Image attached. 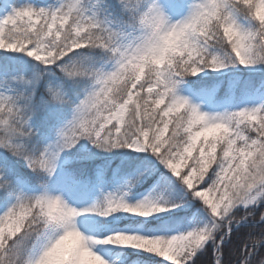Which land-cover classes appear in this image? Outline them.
Returning a JSON list of instances; mask_svg holds the SVG:
<instances>
[{
	"label": "snow or ice",
	"instance_id": "1",
	"mask_svg": "<svg viewBox=\"0 0 264 264\" xmlns=\"http://www.w3.org/2000/svg\"><path fill=\"white\" fill-rule=\"evenodd\" d=\"M0 51L28 58L0 62V264H107L94 249L109 245L120 264L126 249L149 264H264V102L210 113L178 94L205 70L264 66V0H26L0 17ZM56 106L70 116L53 152L35 139ZM81 139L146 154L122 187L160 165L184 195L70 206L49 185ZM180 202L203 226L168 230ZM117 212L132 215L96 218Z\"/></svg>",
	"mask_w": 264,
	"mask_h": 264
},
{
	"label": "rangeland",
	"instance_id": "2",
	"mask_svg": "<svg viewBox=\"0 0 264 264\" xmlns=\"http://www.w3.org/2000/svg\"><path fill=\"white\" fill-rule=\"evenodd\" d=\"M0 17L5 15L6 9L10 6V0H0ZM220 75H225L228 73V77H225L224 80V92L233 96V91L235 90V85L239 82L240 78L243 74L247 72L253 73H263L264 74V66L262 65H253L249 67H244L239 64L236 65H229L226 68H223L218 71ZM264 80L261 84H259L254 89H247L244 91L243 95L240 99H236V102L231 101V98L224 97V95H218L219 86H214L211 90L206 93L201 94H192L191 91L187 88L186 83H181L178 86V94L184 97H187L191 102L198 104L201 110L205 112L215 113L221 112L225 109L227 110H238L242 107H252L264 102ZM251 86V82H250ZM222 93V94H223ZM233 98V97H232ZM55 112L57 116L55 118V129L58 128L64 120L69 118L70 110L67 106H56ZM53 109V110H54ZM55 130L52 140L47 142L44 146L51 145V150L53 152L56 151L55 148ZM94 145L90 144L87 140L81 139L78 141L76 145H74L71 149H65L64 151L60 152L59 157L57 158V169L56 172L59 171L63 166H65L71 158H75L76 156H83L84 150L91 151ZM127 149V148H126ZM129 150L132 154L139 155L142 153H135L131 149ZM101 164L97 165L95 168L96 179L93 183L88 184L87 182L82 181H75L73 179L62 178L58 183L51 189L50 192L53 194L61 195L65 201L73 207L77 209H85L93 204L97 203V198H99L102 202L104 197L109 194H114L116 196H122L123 199L128 202L129 204H134L137 201L143 200L145 197H150L152 199H161V195L159 196V187H160V177L155 179L151 187L144 191H138L139 182L134 184L131 188H124L122 185L124 184L125 180L132 175L138 168H143L144 165L137 166V168L132 173H122L120 172L118 167H109L110 162L102 160ZM55 172V173H56ZM54 173V174H55ZM144 176H147L145 173ZM143 176V177H144ZM165 176V174L163 175ZM180 206H184L186 209H189L191 206L188 204H184L183 202L180 203ZM180 207L176 208L178 210ZM132 215L130 213H123L117 212L109 214L107 217H103L104 220H111L113 216H124V215ZM82 215H89L95 216V213H88L82 212ZM79 221V217L76 218ZM141 219H150L148 218H141ZM191 223V221H190ZM181 229H173L170 232L175 234V232L180 231ZM115 234V233H114ZM95 239H104L94 237ZM120 246L117 245H109V246H97L94 250L97 251L98 254L105 258L107 264H116L120 261V257H112L111 260H108V248H117ZM132 249H126L124 251H129ZM131 264V263H130Z\"/></svg>",
	"mask_w": 264,
	"mask_h": 264
},
{
	"label": "trees",
	"instance_id": "3",
	"mask_svg": "<svg viewBox=\"0 0 264 264\" xmlns=\"http://www.w3.org/2000/svg\"><path fill=\"white\" fill-rule=\"evenodd\" d=\"M11 7L7 10V13L11 11L12 8L18 7L26 2V0H10ZM36 2L40 3L41 5H46L49 3V0H36ZM23 58V59H21ZM28 58L23 57L22 53H5L3 51H0V62H3L4 60H8V62L12 65H18L22 64L27 61ZM228 77V73L225 75H220L218 71H211V70H205L203 72L198 73L196 76H190L185 78L184 83L187 84L188 87H190L192 93L194 94H201L209 91L214 84L221 81V78ZM264 80V74L257 72H247L243 74V76L240 78L239 82L235 85V90L233 93V98L230 97L229 94L223 93L222 91L219 95L222 93L226 95V98L233 99L234 102H236L237 97H241L247 89H254L259 84H261ZM251 82V86H250ZM43 92V85L40 86L38 89V95ZM55 112V109L53 110ZM57 113V112H55ZM58 116V115H57ZM55 115H49L46 116L42 121L40 122L41 125V134L35 139V142L38 144L39 147L43 148L44 145L52 140L54 135L55 126L52 125L55 124V118L57 117ZM146 154L142 153L139 155L132 154L129 150L126 148H114L111 151H105L103 149H98L95 146L92 148V150L89 152L86 149L84 150L83 156H76L75 158H71V160L57 173L53 175V177L50 180L49 189L52 188L56 181L61 177H68L74 180L78 181H84L88 184H91L95 181L96 175L94 174V167L97 163H100L102 160H111L114 165L119 166L123 171H132L136 166L144 165L147 163V161L142 162V158ZM23 162H20L22 166ZM156 168L158 170L153 171L152 174H147V176H144L139 184V190L143 191L147 188H149L155 179L160 177V187H159V196L161 195V199L172 201L174 199L179 200V197L184 195V190L175 184H169L165 181L166 177H170V173L167 172L163 168V166L156 165ZM25 171H28L26 168ZM165 174V176H163ZM171 180L174 181L175 178L171 177ZM162 181H165L164 183H161ZM101 200H97V203H101ZM96 203V204H97ZM182 203V202H180ZM3 210V206L0 205V211ZM174 213L178 214V217L176 220L170 225L169 231L173 229H185L189 227L194 226H203V222L206 219L204 216H198L196 214V210L194 208L186 209L184 206H180L178 210L172 209L171 210ZM158 215L167 216V213H160ZM124 216H129L124 215ZM97 219H104L103 217H96ZM151 219V217H150ZM191 221V223H190ZM98 238H103L100 236H97ZM138 250H129L126 251L128 253V261L129 264L133 260H138L140 264H149L148 257L149 254L143 253L141 254V257H137L135 253ZM116 264H120V261H118ZM157 264H160L159 261H157Z\"/></svg>",
	"mask_w": 264,
	"mask_h": 264
},
{
	"label": "clouds",
	"instance_id": "4",
	"mask_svg": "<svg viewBox=\"0 0 264 264\" xmlns=\"http://www.w3.org/2000/svg\"><path fill=\"white\" fill-rule=\"evenodd\" d=\"M53 211H55V209H53Z\"/></svg>",
	"mask_w": 264,
	"mask_h": 264
}]
</instances>
